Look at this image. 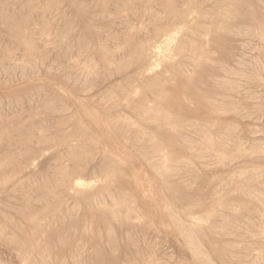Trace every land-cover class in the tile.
I'll return each mask as SVG.
<instances>
[{
    "label": "rangeland",
    "instance_id": "374dc122",
    "mask_svg": "<svg viewBox=\"0 0 264 264\" xmlns=\"http://www.w3.org/2000/svg\"><path fill=\"white\" fill-rule=\"evenodd\" d=\"M0 264H264V0H0Z\"/></svg>",
    "mask_w": 264,
    "mask_h": 264
},
{
    "label": "bare ground",
    "instance_id": "6f19581e",
    "mask_svg": "<svg viewBox=\"0 0 264 264\" xmlns=\"http://www.w3.org/2000/svg\"><path fill=\"white\" fill-rule=\"evenodd\" d=\"M189 2H190V0H189ZM186 3H188V2H186ZM188 4H189V3H188ZM157 19H158V18H157ZM157 29H158V28H157ZM154 31H155V30H154ZM167 40H168V39H167ZM145 110H146V109H145ZM146 111H147V110H146ZM146 111H145V112H146ZM148 112H151V111L148 110ZM144 114H145V113H144ZM144 116H145V115H144ZM153 119H154V118H153ZM153 123H154V122H153ZM160 129H161V128H160ZM158 131L160 132L159 129H158ZM159 132H158V133H159ZM163 134H164V133H163ZM153 147H154V146H153ZM156 150H157V149H156ZM162 171H163V170H162ZM162 171H161L160 174H162ZM163 173H164V172H163ZM64 176H65V175H64ZM158 176H161V175L158 174ZM79 183H80V182H79ZM77 185H78V184H77ZM91 197H93V196H91ZM91 197H90V199H91ZM96 197H97V196H96Z\"/></svg>",
    "mask_w": 264,
    "mask_h": 264
}]
</instances>
